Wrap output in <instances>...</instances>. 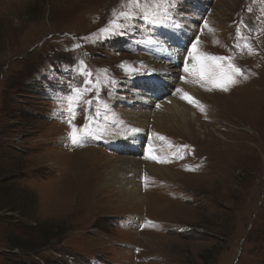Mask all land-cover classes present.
<instances>
[{
    "label": "rangeland",
    "instance_id": "obj_1",
    "mask_svg": "<svg viewBox=\"0 0 264 264\" xmlns=\"http://www.w3.org/2000/svg\"><path fill=\"white\" fill-rule=\"evenodd\" d=\"M177 25L241 73L223 90L173 72L203 111L175 89L188 129L139 135L129 111L152 102L133 80L181 58ZM69 121L102 138L74 145ZM137 136L148 196L125 205L104 176ZM0 264H264V0H0Z\"/></svg>",
    "mask_w": 264,
    "mask_h": 264
},
{
    "label": "bare ground",
    "instance_id": "obj_2",
    "mask_svg": "<svg viewBox=\"0 0 264 264\" xmlns=\"http://www.w3.org/2000/svg\"><path fill=\"white\" fill-rule=\"evenodd\" d=\"M177 26H178V31H177L178 42L182 46L180 49L183 50V54L182 55L179 54L181 55V58H179L176 53H173L174 52V50H172L173 48L170 49L168 48L169 50H163L164 58L166 59L168 57L167 55H169L170 58V59H166V65H164L163 67L152 69L145 76H140L133 80V82L137 84V87H141L140 91L137 92L138 99L140 100L146 99V101L152 102V104L150 103L144 105L145 109L144 108L140 109L137 106L133 105L132 110L129 111V114L133 115V117L136 118L137 120L136 125L140 129L139 135L143 131H146L147 125L142 123L143 121L146 120V118H150L153 120L152 129H156L155 131L157 132H163L165 129L164 127L170 129L175 127L178 128L185 127V129H188L189 125L192 123L194 113L191 114V111L188 107L184 106L183 104L178 102L175 98H173L175 97L173 96L174 94L173 92H176L174 91L175 89L183 90L181 93L178 92V94H181V97H183L184 93H188V95L191 96L190 94H193L194 91H196L195 87L191 85V83L186 82L187 81L186 79H189L188 77L183 76L181 79H178V76L174 75L176 71L179 73L181 72L186 73L181 69L185 67L187 64L186 57L188 55L187 51L189 50L186 46V44L188 43L186 41L188 39V36L189 37L193 36V34L191 35L190 32L185 33V31H183V28H180L179 25ZM172 67H174L175 70H170V68ZM170 76L172 77L170 78ZM162 79H164L165 81ZM164 82L165 83L172 82V84H170L172 85L170 86L172 88L167 91L169 94H164L161 97H158L156 95L159 94L158 90L161 87L160 84H163ZM167 89L168 88H165L163 90H167ZM121 97L123 96H120V99ZM135 99L136 98L133 97V100ZM130 103L132 102L130 101ZM138 139H139L138 136L134 138L133 142L130 143L131 147L129 146V140H124V141L121 140L118 142H114L113 144L114 148L123 152V154H125V157H122L119 160H114L115 163L104 176V179L107 182V184L115 188L114 192L117 193V195L121 198V203L123 202V204L125 205L126 204L142 205V200L146 199V196H148V195L143 196L141 190L138 188L139 174L141 171L144 170L143 168L144 164L141 158L137 157L136 154H135L136 157L132 154H127V151L129 150L133 151L136 150V148L141 150L139 143L137 145ZM89 150L85 149L82 151L87 152ZM150 165L146 164L145 166L148 171L149 170L151 171V173H154L159 169H161L154 165L152 166ZM163 169L166 170L165 168ZM128 174H130V177L132 176V178H130ZM150 202L151 201H149V203ZM161 207L162 206L158 207L156 206V204H154L155 210Z\"/></svg>",
    "mask_w": 264,
    "mask_h": 264
},
{
    "label": "snow or ice",
    "instance_id": "obj_3",
    "mask_svg": "<svg viewBox=\"0 0 264 264\" xmlns=\"http://www.w3.org/2000/svg\"><path fill=\"white\" fill-rule=\"evenodd\" d=\"M133 6L139 7L140 6V0H127V7L132 8ZM114 15H116L115 10H114ZM135 15H137V13L132 12V11H121L117 16V19L113 20L111 23L113 24L114 28H119V27H121V25L118 22L119 17H123L125 19H130V18L134 17ZM144 18L146 19L147 17H144ZM157 23H158V21H157ZM104 31H110V30L105 29ZM237 35H238V37L241 35L239 30H238ZM198 42L199 41H197V43ZM197 43L192 44L191 51L188 53L189 57H191L192 60L195 61V63H193L191 65V67L186 65L184 67V71L186 73L196 74L201 79H207V81L209 83L213 84V86L219 87L223 90H227V84L234 82L233 73L240 74L241 69L236 67L235 65H233L231 63H229L227 65V67L217 63L218 61H221V60H230L231 58H229V57L208 56V55L198 53ZM237 46L239 47L240 45H237ZM243 47L250 49L251 46L248 43H245ZM209 62H212V63H209ZM186 82H188V81H186ZM97 83H99V82H97ZM80 91L81 90L79 88L75 89V92L77 93V95L80 94ZM177 91L182 92L183 90L177 89ZM182 98L187 99L188 102H190V103H195L203 111V106L199 104V101H195L193 97L188 95V93H184ZM69 111L70 112L72 111L71 108L69 109ZM69 124H70V127H72V129H73L69 133V138L74 145L80 144L81 140L85 136L96 139V140H99L102 138V135L100 133H102L104 131L103 129H95L94 130L93 128L86 125V126H83V134L81 135L80 130L76 126L72 125L71 121H69ZM131 131L132 132H138V131H140V129L133 128V129H131ZM160 139H164V138L160 137ZM149 152L151 153V149H149ZM151 158L159 160V158L155 155H152ZM160 162H164V161L160 160ZM146 179H147V177H146Z\"/></svg>",
    "mask_w": 264,
    "mask_h": 264
},
{
    "label": "trees",
    "instance_id": "obj_4",
    "mask_svg": "<svg viewBox=\"0 0 264 264\" xmlns=\"http://www.w3.org/2000/svg\"><path fill=\"white\" fill-rule=\"evenodd\" d=\"M37 238H38V235H37Z\"/></svg>",
    "mask_w": 264,
    "mask_h": 264
}]
</instances>
